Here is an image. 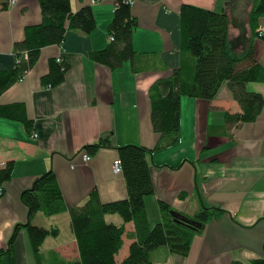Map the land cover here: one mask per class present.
I'll return each mask as SVG.
<instances>
[{"label":"crops","instance_id":"1","mask_svg":"<svg viewBox=\"0 0 264 264\" xmlns=\"http://www.w3.org/2000/svg\"><path fill=\"white\" fill-rule=\"evenodd\" d=\"M261 1L245 4V41L250 39L249 12ZM228 4L236 2L133 0L130 10L137 22L132 33L136 57L110 69L93 62L89 55L109 44L113 1L70 0L72 13L83 7L92 9L95 29L89 34L70 30L62 44L42 48L23 79L0 96V105L24 104L33 126L28 135L20 123L0 118V167L8 162L14 166L10 180L2 186L0 249L5 248L15 225L27 220L21 193L47 171L54 173L70 207L84 204L93 191L103 203L127 198L122 173L112 171L113 162L118 160L116 149H99L90 155L84 147L108 138L113 147L152 149L158 135L151 125L149 90L180 64L181 7L191 5L215 12L225 9L233 42L237 32L232 30L234 14L228 12ZM41 20L38 0H16L6 10L0 9V71L14 67V43L24 38L26 27ZM258 31L264 34V15L258 20ZM252 42L256 60L264 67V39L257 36ZM57 59L68 67L64 79L53 87L44 86L41 80L53 61L58 64ZM247 89L264 99V82L249 83ZM180 109V142L154 152L149 159L154 194L144 199L148 221L151 226L161 221L160 202L186 218L202 206L220 208L224 213L194 236L186 257L162 246L151 253L152 263L252 264V260L264 259V106L255 122L224 127L225 114L237 113L240 108L223 86L213 100L183 98ZM221 127V132L216 129ZM84 155L89 156L86 162ZM61 220H66L69 226L65 231L71 234L64 240H59ZM106 221L122 223L117 215L107 216ZM32 223L59 229L57 237L45 240L43 253L55 251L67 261L78 258L67 213L52 217L37 214ZM125 229L130 234L133 225L127 224ZM128 238H123L117 262L127 254ZM14 253L16 264H36L25 230L16 237Z\"/></svg>","mask_w":264,"mask_h":264},{"label":"trees","instance_id":"2","mask_svg":"<svg viewBox=\"0 0 264 264\" xmlns=\"http://www.w3.org/2000/svg\"><path fill=\"white\" fill-rule=\"evenodd\" d=\"M9 1L0 0V9L6 10L10 6ZM38 2L41 23L26 27L24 38L14 43L16 63L12 69L0 71V96L12 84L23 79L37 61L42 48L62 44L65 34L70 30L89 34L96 27L90 7L72 13L70 0ZM130 7L125 1H119L108 26V36L113 41L104 50L92 52L90 60L117 69L124 62L135 59L132 33L137 22ZM263 15L264 0L254 5L249 12L250 39L239 52L233 48L230 40V24L225 9L215 12L183 5L179 13L180 64L168 78L157 81L149 90L150 120L158 135L155 146L152 149L136 145L113 147L108 138H101L84 147L90 155L99 149H116L127 198L103 203L97 192L93 191L84 204L70 207L63 200L54 173H43L30 188L21 193V201L27 207V220L24 224L15 225L5 248L0 249V264H16L14 243L21 230L26 232L36 264H153L150 255L162 246L168 247L174 255L186 257L194 236L224 211L202 206L191 218H186L175 216L167 204L160 202L162 219L151 226L144 207V199L154 194L149 159L154 152L180 142L183 98L213 100L225 86L240 111L226 113L224 127L255 122L263 109L264 99L261 94L249 91L247 85L264 82V67L256 60L252 42L257 36L264 39V34L258 31V20ZM67 69L66 64L53 61L49 73L41 80L42 84L49 87L60 84ZM0 118L20 123L28 135L33 131L32 120L27 117L22 103L0 105ZM224 127L216 129L221 132ZM13 168L12 162L0 167V198L3 195L2 186L10 180ZM62 213L69 216L70 229L77 244L78 258L75 260H64L55 251L43 253L45 240L57 237L59 229L56 226L39 227L32 223L37 214L52 217ZM110 215L119 216L122 223H108L106 217ZM127 224L133 225L130 234L126 233ZM124 236L129 237L131 244L126 256L117 262ZM252 264H264V259L252 260Z\"/></svg>","mask_w":264,"mask_h":264},{"label":"rangeland","instance_id":"3","mask_svg":"<svg viewBox=\"0 0 264 264\" xmlns=\"http://www.w3.org/2000/svg\"><path fill=\"white\" fill-rule=\"evenodd\" d=\"M232 0H229V3H231ZM250 1L252 0H235L236 4L234 6L229 5L231 8V10H228V12L230 14H234V21L232 22V30L237 32V35L235 36L236 38L233 41V48L235 50H238L239 52L245 48L246 46V41L244 40V36H243V32H244V14H246V9H245V4H247L248 2L250 3ZM254 2V0H253ZM252 2V3H253ZM219 9V8H218ZM119 217V216H117ZM63 220L65 218H62ZM61 220L60 221V226L62 228L61 230V235L59 236V240L61 239H65L70 234V230H68V232L65 231V228L68 229V223L65 221ZM64 226V227H63ZM64 228V229H63ZM50 239V238H49ZM42 250H44V247L42 248Z\"/></svg>","mask_w":264,"mask_h":264},{"label":"built area","instance_id":"4","mask_svg":"<svg viewBox=\"0 0 264 264\" xmlns=\"http://www.w3.org/2000/svg\"><path fill=\"white\" fill-rule=\"evenodd\" d=\"M15 1H16V0H10V1H9V5L13 4ZM112 1H113V3H114L115 7L118 5L119 1H125V3H126V4H129V5H131V4L133 3V0H112ZM108 41H109V42L113 41V38H112V37H109V38H108ZM57 62H58V63H61V60H60V59H57ZM34 137H35V135H34ZM83 160H84L85 162L88 161V160H89V156H88V155H84ZM112 171H113L115 174H119V173L122 172V171H121V165H120V161H119V160H116V161L113 162V164H112Z\"/></svg>","mask_w":264,"mask_h":264},{"label":"water","instance_id":"5","mask_svg":"<svg viewBox=\"0 0 264 264\" xmlns=\"http://www.w3.org/2000/svg\"><path fill=\"white\" fill-rule=\"evenodd\" d=\"M173 213H174L175 216H180L178 213H176V212H174V211H173ZM181 219H182V221H184V222H189L188 219H186V218H181ZM192 224H193V223H192Z\"/></svg>","mask_w":264,"mask_h":264}]
</instances>
